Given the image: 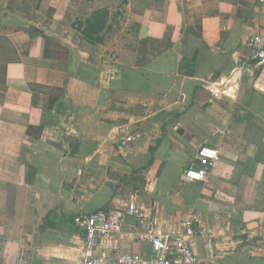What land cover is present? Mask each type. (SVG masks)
<instances>
[{"label":"crops","instance_id":"1","mask_svg":"<svg viewBox=\"0 0 264 264\" xmlns=\"http://www.w3.org/2000/svg\"><path fill=\"white\" fill-rule=\"evenodd\" d=\"M95 11L0 0V264H83L73 219L127 208L99 256L187 216L198 264H264V0H126L101 44L75 28ZM201 146L214 167L183 181Z\"/></svg>","mask_w":264,"mask_h":264},{"label":"built area","instance_id":"2","mask_svg":"<svg viewBox=\"0 0 264 264\" xmlns=\"http://www.w3.org/2000/svg\"><path fill=\"white\" fill-rule=\"evenodd\" d=\"M251 60L264 66V38L257 36L251 40ZM140 135L129 134L121 140V147H128ZM218 158L217 150L201 146L196 154L198 167L188 169L182 176L183 181H205ZM127 217L143 219L144 213L137 208L123 210L101 209L91 214L76 216L75 226L83 232L85 262L83 264H198V258L188 239L205 236L204 230L187 216L180 219L182 230L175 234H164L151 225L141 240L150 245L148 254L121 252L114 250L108 255L97 254L101 244L111 236L119 234ZM245 233V231H244ZM17 264H26L19 260Z\"/></svg>","mask_w":264,"mask_h":264},{"label":"rangeland","instance_id":"3","mask_svg":"<svg viewBox=\"0 0 264 264\" xmlns=\"http://www.w3.org/2000/svg\"><path fill=\"white\" fill-rule=\"evenodd\" d=\"M85 3L96 10L91 18V22L94 25V28L98 29L102 28V20L108 21L109 24L110 17H112L108 13L109 10L111 9V11L116 14L117 10L124 4V0H85ZM85 25L87 24L85 23ZM96 33L98 32L95 29L91 32L92 35ZM101 33L102 35L104 34L103 32ZM129 42L131 43L132 41Z\"/></svg>","mask_w":264,"mask_h":264},{"label":"trees","instance_id":"4","mask_svg":"<svg viewBox=\"0 0 264 264\" xmlns=\"http://www.w3.org/2000/svg\"><path fill=\"white\" fill-rule=\"evenodd\" d=\"M124 2H126V0H124ZM119 15L120 13L118 12L115 15V17ZM86 24L87 25L83 24L82 22H79L75 24V28L83 35V38L91 44H94V43L101 44L104 40V35L112 29V25L111 24L109 25L108 21L106 20H102L101 22L102 28H98V29L94 28V25L92 24L91 19L87 20ZM94 29L98 33L92 35L91 32L94 31ZM101 32H103L104 34L102 35ZM53 103L54 101L51 100L50 107H52Z\"/></svg>","mask_w":264,"mask_h":264}]
</instances>
